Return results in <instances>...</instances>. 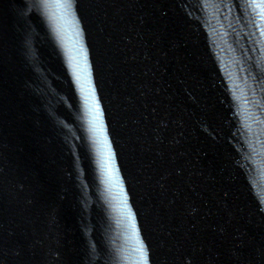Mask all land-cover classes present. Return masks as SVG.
Listing matches in <instances>:
<instances>
[{
  "label": "water",
  "instance_id": "water-1",
  "mask_svg": "<svg viewBox=\"0 0 264 264\" xmlns=\"http://www.w3.org/2000/svg\"><path fill=\"white\" fill-rule=\"evenodd\" d=\"M0 264H264V0H0Z\"/></svg>",
  "mask_w": 264,
  "mask_h": 264
},
{
  "label": "snow or ice",
  "instance_id": "snow-or-ice-1",
  "mask_svg": "<svg viewBox=\"0 0 264 264\" xmlns=\"http://www.w3.org/2000/svg\"><path fill=\"white\" fill-rule=\"evenodd\" d=\"M258 7H259V5H258Z\"/></svg>",
  "mask_w": 264,
  "mask_h": 264
}]
</instances>
